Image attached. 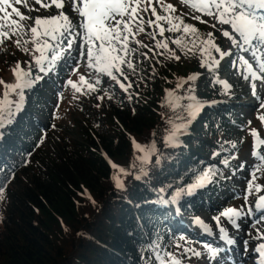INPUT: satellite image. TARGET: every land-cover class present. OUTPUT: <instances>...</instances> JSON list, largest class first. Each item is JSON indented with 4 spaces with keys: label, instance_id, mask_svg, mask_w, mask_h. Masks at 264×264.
<instances>
[{
    "label": "trees",
    "instance_id": "trees-1",
    "mask_svg": "<svg viewBox=\"0 0 264 264\" xmlns=\"http://www.w3.org/2000/svg\"><path fill=\"white\" fill-rule=\"evenodd\" d=\"M194 25L202 32L210 31ZM145 43L152 46L154 42L148 37ZM177 54L182 56L180 61L158 54L153 58L149 53L147 75L142 76L139 70L129 72L133 87L98 103L100 106L90 112L97 124H88L81 142L60 150L43 179L29 175L12 191L10 202L4 205L0 201V264H154L152 250L163 248L166 239L160 221L166 223L165 205L171 191L192 183L202 170L212 169L209 187L183 196L177 205L181 212L193 213L202 200L216 198L224 183L217 169H230L234 164L228 161L235 152L227 140L235 129L233 112L220 102L227 95L213 74L200 67L199 53L196 58ZM213 55L219 57L214 51ZM174 64L181 67L180 73L172 70ZM193 73L201 74L195 81V95L205 107L176 146H165L163 137L170 127L166 121L175 119V114L166 105V92L163 98L160 95L164 89H175L179 78ZM189 84L177 94L186 95ZM38 102L31 96L28 112L16 111L11 122L0 128L3 190L18 170L26 168L24 157L32 152L36 137L30 130L25 132V119ZM133 139L141 145L155 141L159 150L153 163L146 165L147 175L139 166H131L135 157L142 155L134 151ZM108 160L132 173L121 176L123 189L115 186L112 177L117 170ZM138 172L141 179L135 178Z\"/></svg>",
    "mask_w": 264,
    "mask_h": 264
},
{
    "label": "snow or ice",
    "instance_id": "snow-or-ice-1",
    "mask_svg": "<svg viewBox=\"0 0 264 264\" xmlns=\"http://www.w3.org/2000/svg\"><path fill=\"white\" fill-rule=\"evenodd\" d=\"M34 3L45 10L55 6L58 12L55 15L32 17L25 15L15 7V5L22 4L28 12H39L40 8L28 6V0H0V52L6 51V41H11L17 50L32 55V61L28 62L27 68L21 67V62L16 61L15 66L11 69L14 75L12 83L0 79V85H3L5 89L0 97V128H3L6 122H11L16 111L20 108L25 91L35 87L43 78L33 75V65L41 73L54 72L58 62L64 59L65 54L73 58L74 45L77 55L74 57L76 65L73 67L72 74L78 72L81 59L85 61L87 68L93 69L97 73L94 79H89L81 74L78 82H74L72 79L67 80V85L76 93L81 94L97 92L98 86L102 83L101 76H107L127 93L133 87V83L125 82L129 81V72L134 73L138 64L142 62L140 57L147 60L150 58L149 53H152L153 58L158 54L169 61H180L182 56L178 55L177 51L185 58H190V54L191 58H196L198 52L200 67L207 68L208 72L213 74L215 83L223 85L225 90L230 91L231 84L227 80L219 78L217 69L222 60L234 55L233 49H236L237 59L231 60L230 64L232 67H236L238 60L243 67V78L246 81L251 78V94L259 102L256 108L257 119L261 124H264V114H260L261 110H264V98L257 93L255 82L264 81V0H180L182 5L200 13V15L192 16L191 19L199 21L201 24H208V21L202 17L212 18L214 22L210 24V27L231 43V47L227 51L222 50L216 43L213 31L202 32L196 25L185 22V13L177 14V8L173 4L167 3L166 0H70L71 11L79 17L76 22L63 10L68 0H46V2L45 0H34ZM9 8H11V12L7 10ZM26 21H32V23L27 24ZM166 32L179 35L165 37ZM139 34L148 36L154 42L153 45L150 46L142 40L136 39ZM157 35L163 39H157ZM185 37L188 39L186 40ZM169 41L175 45V48L169 47ZM28 45H32V47L29 48ZM141 48L147 49V51L141 52ZM213 51L219 54V58L213 55ZM240 53H248L255 67L253 62ZM12 54L14 55V53ZM156 63H160V61L157 60ZM117 73L119 76L116 75ZM200 75V73H193L186 78H179L175 89H165L166 105L175 114V119L168 117L166 121L170 127L166 129L167 135L163 137L165 146H176L180 136L187 133L191 124L205 107V103L195 95V81ZM89 76H91L90 73ZM189 82L191 83L189 84ZM185 84H189L185 90L186 95H178L177 90L182 89ZM84 86H86V91ZM102 91L103 95L96 97L98 101H102L105 97L109 100L113 98L107 88ZM13 95L18 99L13 100ZM184 101L187 102L184 103ZM164 106L165 104L161 105V107ZM248 125H251V121L248 122ZM250 134L254 139L252 156L257 158L259 163L255 164L251 170V179L247 181L243 196L244 203L239 208H225L219 215L213 217V220L219 229L220 239L226 244H233L235 241L221 224V218L239 229L240 222L245 218L255 217L251 225L255 235L252 231L247 233L250 239L244 241L245 252H247L251 241H257L256 247L253 249V256L258 254V259L254 261V264H264V231L257 227L264 223V195H259L254 205L249 204V196L253 194V189L257 194L264 191V185L255 183L260 178L257 173L264 171V154H260L257 150L261 145H264V139L260 138L257 129H250ZM132 145L134 151H138L142 155L136 156L131 166L133 168L139 166L140 171L147 175L146 165L153 163V157L157 156L159 151L156 143L153 141L149 145H141L133 139ZM232 146L236 147L235 144ZM108 163L112 169L117 170L112 177L115 186L118 189H123L124 184L121 176H128L132 173L119 167L111 160H108ZM155 163H159L158 157ZM223 163L227 166L228 161L225 160ZM213 175L212 169L202 170L195 175L192 183L178 187L169 202L178 204L183 196L193 195L198 189L211 183ZM135 178L141 179V176L137 175ZM3 198L4 190L3 186H0V201ZM177 212H179V207ZM194 223L206 231L210 230L209 226L199 217L194 218ZM176 247L180 248L181 246L178 244ZM204 248L210 259L213 260L221 251L220 248L211 245H205ZM152 251L154 264H183L181 257L160 246H155ZM183 251L185 256L187 253H192L195 257L203 255L194 248H186Z\"/></svg>",
    "mask_w": 264,
    "mask_h": 264
},
{
    "label": "rangeland",
    "instance_id": "rangeland-1",
    "mask_svg": "<svg viewBox=\"0 0 264 264\" xmlns=\"http://www.w3.org/2000/svg\"><path fill=\"white\" fill-rule=\"evenodd\" d=\"M166 2L173 4L177 8V14L181 12L185 13L184 18L188 23H197L203 29L213 31L222 50L227 51L231 47L230 41L210 27V24L214 22L211 17H202V19L208 21V24H201L199 21L191 19L192 16L200 15V13L194 12L191 8L182 5L180 0H166ZM28 6L40 8L39 5L34 3V0H28ZM15 7L19 8V10L25 15H30L32 17L37 15H55L58 12L55 6L47 10L40 8L39 12H28L27 8L22 4L15 5ZM7 10L11 12V8ZM63 10L66 11L74 22L79 20L77 14L71 11L70 0H68V3L65 4V8ZM25 23L31 24L32 21H26ZM224 27L227 28L228 26ZM167 36H170V34L166 32L165 37ZM136 39L142 40L145 43L148 36L139 34L136 36ZM157 39L163 38L157 35ZM5 46L6 51L0 52V79L7 83H12L14 81V75L11 69L15 66L16 61L21 62V67L27 68L28 62L32 61V55L24 54L23 52L17 50L14 43L11 41H6ZM173 46L174 45L171 41H169V47L173 48ZM28 47L31 48L32 45H28ZM74 51L75 45L72 51L73 58H70L67 54H65L64 59L58 62L56 71L51 72L50 75L48 74L47 76H44V73L39 72V70L33 65V75H39L43 78L35 85V87L25 91L24 97L20 103V108L25 109L27 105L26 103L31 96L34 99L37 98L39 101L36 103V108L32 111V113H29L30 117L28 116L29 118L25 119V132L28 130L32 131L36 137V142L32 152L27 153L24 157L23 166L26 168L23 171L18 170L15 177L5 188L4 198L2 200L4 201V205L10 202L9 196L12 191L16 190L29 175L38 179H43L45 177L47 167H50L52 162L57 160L60 150L70 149L73 145L82 141L84 137L83 130H88V124L95 125L96 123L94 118L91 117L90 112L100 102L96 99V97L98 95H103L102 89L107 88L113 98L116 94H118V91L121 90L114 81L110 80V78L107 76H101L102 83L98 86L97 92L90 94L76 93L70 86L67 85L68 79L78 82L81 74L85 75L89 79H94L97 76V73L93 69L87 68L85 61L81 59L79 61L78 72L76 74H72L73 67L76 65V60L74 59L76 56ZM140 51L144 52L145 49L141 48ZM236 52L237 50L233 49L234 55L232 57H226L222 60L218 68L219 78L227 80L232 86L231 90L227 91L223 88V85L216 83L222 90H224L225 96L227 95L224 99H221L220 102L223 105L228 106L233 112L231 119L233 120L235 129L233 128L230 130L227 136V140L230 144L236 145L235 148L232 146L234 149L233 152L235 153L228 156V161H232L234 163L233 167L230 169L219 167L217 169L223 175V187L215 194L216 198L202 200L198 210L194 213H184L181 212L182 210L177 212V203L169 202L172 200L175 193V190H172V193H170L167 198L168 203L165 205H168L167 218L165 217L166 223L163 224L162 221H160L166 237L163 249L181 257L183 259V264H231V262L236 264V261L231 257L225 258L223 256L219 257L215 261L210 259L204 246H212V244L210 243V240L203 239V237L198 234L213 233L211 231L212 226L216 229L214 234H220L213 217L219 215V213L225 208H239L244 203L243 196L247 187V181L251 179V170L253 165L259 163L258 160H253L252 166L249 165L251 163L250 158L252 157V152L254 150V139L250 134V129H257L260 138L264 139V124H261V122L257 119L258 113L256 108L258 107L259 102L256 101L251 94V78L247 81L243 78V67L239 64L238 60L236 67H232L230 64L231 60L237 59V56L235 55ZM12 53H14V55ZM36 55L39 54L36 53ZM240 55H244L246 59L253 62L251 61L248 53H240ZM139 59L142 62L138 64L134 73H137L139 70V74L142 76L145 74L146 76V60L142 57ZM182 65H185V62H182ZM253 66L255 67L254 62ZM160 68L165 69L167 67L160 66ZM171 68L174 72L177 71L178 73L182 70L181 67H178L176 64L172 65ZM89 73L91 76H89ZM116 75L119 76L118 73ZM156 82L157 84L159 83L158 80H156ZM255 82L257 84V93L264 98V81ZM125 83H129V81H126ZM84 88L86 91V86H84ZM4 91L5 89L3 85H0V97H2ZM164 91L165 89L160 95L161 98L164 96ZM12 99L16 100L18 98L13 95ZM260 114H264V110H261ZM249 121H251L250 126L248 125ZM259 150H261L260 154H264V145H261ZM233 157H235V159H233ZM241 165H243V167H241ZM248 171L249 173L246 175V172ZM140 174L141 173L138 172L136 175ZM257 176L260 178L257 179L255 183L264 185V171L258 172ZM259 195H264V191L257 194L253 189V194L249 196V201H252L251 204H255ZM162 216H165V214ZM196 217L202 219L205 224L209 226L210 230H207L208 232L205 229L201 230V228L194 223V218ZM253 222L254 221L252 220L250 223H247L249 227ZM221 224L227 229L228 235L233 239H235L237 235H241L242 238H244V241L248 239L245 233H241L239 229L229 224L224 218H221ZM242 224L243 222H240V226H242ZM259 228L261 231H264V223L259 224ZM247 230L249 231V229ZM181 237H184V239H181ZM256 243L257 241L253 242V244ZM178 244L181 246L180 248L176 247ZM186 248H194L196 251L203 253V255L201 257H195L192 253H187V256H185L183 250ZM250 249H253V247ZM241 253L244 255V257L241 258H245L246 262L249 258V253L246 254L245 250H241ZM252 255L253 253L249 258L248 263L244 264H250L252 262Z\"/></svg>",
    "mask_w": 264,
    "mask_h": 264
},
{
    "label": "bare ground",
    "instance_id": "bare-ground-1",
    "mask_svg": "<svg viewBox=\"0 0 264 264\" xmlns=\"http://www.w3.org/2000/svg\"><path fill=\"white\" fill-rule=\"evenodd\" d=\"M74 54H75V56L77 55L76 51H74ZM257 150H258L259 153H261V150H259V149H257ZM250 160H251V163L249 165L252 166L253 160L254 161H257V158H255V157L252 156L250 158ZM249 165H247V166H249ZM248 173H249V171L246 172V175ZM251 202L252 201L250 200L249 201V204H251ZM252 220L254 221L255 220V217H253L252 219L245 218V220L242 221L243 222L242 226H240V228H239V231L241 233H245V235L247 236L248 239H250L249 236L247 235V233L249 231H252L253 232V235H255V231H254V229H252L251 224H250V227L247 224V223H250V221H252ZM246 224H247V226H246ZM198 227H200L201 230H204V228H202L201 226H198ZM257 227H259V225H257ZM247 229H249V231ZM211 231L213 232V233L210 232L211 234H204V233H198V234H200L203 237V239L210 240V243L212 244V246L221 249L219 255L214 259V261L216 259H218L219 257H223L224 256L225 258H230V257L233 258L236 261V264L248 263V260L251 257V254L253 253L252 251L256 247V244H257V243L256 244H253V242L255 240L251 241V243L248 245V250H247L246 254L249 253L248 254L249 255V258L245 262V258H241V257H244V255L241 253V250H245V245H244V242H243L244 241V238H242L241 235H237L235 239H233L231 237L235 241V244L234 243L233 244H226L223 240L220 239V234H218V233L216 235L214 234L216 232V229L213 226L211 227ZM195 233H197V232H195ZM252 247H253V249H250ZM256 256H257V254H256ZM256 256H253V259L251 260L252 262L250 264H254V261L256 259ZM231 264H233V262H231Z\"/></svg>",
    "mask_w": 264,
    "mask_h": 264
}]
</instances>
